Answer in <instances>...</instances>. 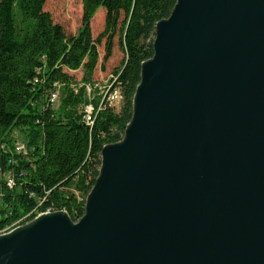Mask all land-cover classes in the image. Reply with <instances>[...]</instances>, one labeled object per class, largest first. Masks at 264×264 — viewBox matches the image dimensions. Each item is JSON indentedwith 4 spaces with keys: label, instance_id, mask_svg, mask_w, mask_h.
<instances>
[{
    "label": "water",
    "instance_id": "1",
    "mask_svg": "<svg viewBox=\"0 0 264 264\" xmlns=\"http://www.w3.org/2000/svg\"><path fill=\"white\" fill-rule=\"evenodd\" d=\"M153 46L84 215L0 234V264H264V0H177Z\"/></svg>",
    "mask_w": 264,
    "mask_h": 264
},
{
    "label": "trees",
    "instance_id": "2",
    "mask_svg": "<svg viewBox=\"0 0 264 264\" xmlns=\"http://www.w3.org/2000/svg\"><path fill=\"white\" fill-rule=\"evenodd\" d=\"M176 1L82 0L81 26L68 34L45 9L47 0H0V234L45 212L65 210L73 221L84 215L101 152L123 139L132 118L142 63L154 55L156 24ZM101 8L105 25L95 38L91 23ZM117 35L124 59L114 84L99 94V46L106 39L104 67ZM76 71L83 73L80 82ZM117 86L118 111L107 94ZM55 91L57 108L49 103ZM90 103L92 124L84 119Z\"/></svg>",
    "mask_w": 264,
    "mask_h": 264
},
{
    "label": "rangeland",
    "instance_id": "3",
    "mask_svg": "<svg viewBox=\"0 0 264 264\" xmlns=\"http://www.w3.org/2000/svg\"><path fill=\"white\" fill-rule=\"evenodd\" d=\"M45 9L52 14L56 22L61 23L65 27V30L68 34L77 33L78 29L81 26V20H82V11H83L82 0H47L45 4ZM105 15H106L105 10L101 8L98 10V12L96 13V15L92 20L91 26H92L93 36L95 38H97L104 29ZM105 40L106 39H103L102 44L99 46L100 63L94 74V80L99 86V92H98L99 94H101L103 90H105L111 84L112 75L114 74V71L116 69H119L121 67L125 55L124 51L121 49L119 45V35H117L114 38V48H113L112 56L108 59V61H106L103 67L102 61L105 56ZM73 74L76 80L80 82L83 77L82 71H76ZM87 89L89 94L91 93L93 94L94 92L93 87H88ZM59 102L60 101H58L57 99V101L54 103L55 104L54 108H57L59 106ZM121 104L122 101H119L118 99L113 102L112 106L118 111ZM16 135L19 137L18 133H16ZM18 142L21 145L25 146L22 140H19ZM30 221L31 220L29 221L25 220V222L22 225ZM22 225L21 224L17 225L14 228Z\"/></svg>",
    "mask_w": 264,
    "mask_h": 264
},
{
    "label": "built area",
    "instance_id": "4",
    "mask_svg": "<svg viewBox=\"0 0 264 264\" xmlns=\"http://www.w3.org/2000/svg\"><path fill=\"white\" fill-rule=\"evenodd\" d=\"M111 84H114V83H111ZM107 88L105 90H107ZM119 93H120V88H119V86H117V95H115L114 97H111V106L115 100H118ZM58 98H59V91L52 92L49 96V103L54 104ZM95 110H96V108L94 107V105L92 103L85 106V108H84V113H85L84 119L87 123H89V124L93 123V115H94ZM16 148H17V151H21L22 149H24V146L21 144H17ZM8 183L10 186H12V183H13L12 179H10Z\"/></svg>",
    "mask_w": 264,
    "mask_h": 264
},
{
    "label": "bare ground",
    "instance_id": "5",
    "mask_svg": "<svg viewBox=\"0 0 264 264\" xmlns=\"http://www.w3.org/2000/svg\"><path fill=\"white\" fill-rule=\"evenodd\" d=\"M107 94H108L109 99H111V97H114L115 95H117V89L115 91H113L112 93L108 92Z\"/></svg>",
    "mask_w": 264,
    "mask_h": 264
}]
</instances>
